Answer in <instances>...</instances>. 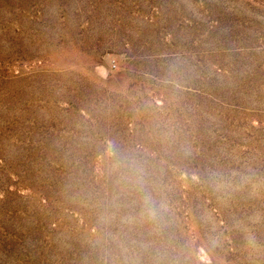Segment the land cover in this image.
<instances>
[{
	"label": "rangeland",
	"instance_id": "374dc122",
	"mask_svg": "<svg viewBox=\"0 0 264 264\" xmlns=\"http://www.w3.org/2000/svg\"><path fill=\"white\" fill-rule=\"evenodd\" d=\"M0 264H264V0H0Z\"/></svg>",
	"mask_w": 264,
	"mask_h": 264
}]
</instances>
